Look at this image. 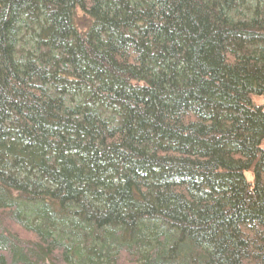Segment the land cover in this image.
<instances>
[{"label": "trees", "instance_id": "trees-1", "mask_svg": "<svg viewBox=\"0 0 264 264\" xmlns=\"http://www.w3.org/2000/svg\"><path fill=\"white\" fill-rule=\"evenodd\" d=\"M264 0H0V264H264Z\"/></svg>", "mask_w": 264, "mask_h": 264}, {"label": "water", "instance_id": "water-1", "mask_svg": "<svg viewBox=\"0 0 264 264\" xmlns=\"http://www.w3.org/2000/svg\"><path fill=\"white\" fill-rule=\"evenodd\" d=\"M253 100L255 101L256 107L261 108L262 112H264V96L253 97ZM263 151H264V147H263Z\"/></svg>", "mask_w": 264, "mask_h": 264}, {"label": "rangeland", "instance_id": "rangeland-1", "mask_svg": "<svg viewBox=\"0 0 264 264\" xmlns=\"http://www.w3.org/2000/svg\"><path fill=\"white\" fill-rule=\"evenodd\" d=\"M253 102L255 103V101L253 100Z\"/></svg>", "mask_w": 264, "mask_h": 264}]
</instances>
